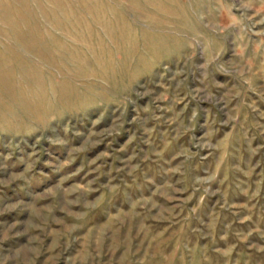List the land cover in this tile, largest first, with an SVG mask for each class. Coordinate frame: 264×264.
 <instances>
[{"label":"rangeland","instance_id":"rangeland-1","mask_svg":"<svg viewBox=\"0 0 264 264\" xmlns=\"http://www.w3.org/2000/svg\"><path fill=\"white\" fill-rule=\"evenodd\" d=\"M247 1L223 4L257 32ZM210 6L0 0V264H264V150L251 212L205 167L251 149L211 134L235 112L264 130L250 78L230 108L233 78L212 58L228 30Z\"/></svg>","mask_w":264,"mask_h":264},{"label":"crops","instance_id":"crops-1","mask_svg":"<svg viewBox=\"0 0 264 264\" xmlns=\"http://www.w3.org/2000/svg\"><path fill=\"white\" fill-rule=\"evenodd\" d=\"M224 1L207 0L209 4L219 5V7L214 11L211 5L206 11L205 17L212 23H216V27L228 30L227 36L229 39H227L226 44L219 41V50L212 58H220L225 61L228 67L227 70L231 75L229 76L233 78L231 84H225L223 89H231L232 94L229 99V105L231 110L235 111L245 107V101L241 105L240 93L242 91H238L239 83L234 84L235 80L238 81V77L250 78L251 93L264 95V17L257 20V32H244L241 28V20L234 13L232 5L227 4L225 9ZM247 3V6L251 8V17L254 18L256 14L257 16L260 14L264 15V1L263 5L260 3L256 4L255 0H248ZM218 11L225 15V20L222 19L225 26L212 20ZM225 45L231 50L230 52H224ZM249 88H246V90L248 91ZM261 105H263L262 102ZM233 115L234 117L226 123V128L223 130L216 129L211 134L214 135L215 133V139L220 138L225 142L251 141V149L232 147L228 153L226 151L222 152V150L214 151L207 158L205 167L214 166L215 172L219 174L220 188L225 195L226 202L236 208L245 205L247 212H251V201L256 200V196L251 195V189H259L255 187L253 180H258L256 174L263 171V167L259 163L261 161V152L264 150V130L263 132L258 131L255 125H251V122H248L246 126H240V113L235 112ZM206 126L210 129L209 125ZM262 188H264V184H262ZM230 193L231 196L228 197Z\"/></svg>","mask_w":264,"mask_h":264},{"label":"bare ground","instance_id":"bare-ground-1","mask_svg":"<svg viewBox=\"0 0 264 264\" xmlns=\"http://www.w3.org/2000/svg\"><path fill=\"white\" fill-rule=\"evenodd\" d=\"M84 1V0H83ZM89 3V2H88ZM90 3H92V2H90ZM80 4H81V2H80ZM93 4V3H92ZM82 5V4H81ZM85 6H86V4H85ZM87 7V6H86ZM85 7V8H86ZM84 8V7H83ZM86 9H88V8H86ZM73 17V16H72ZM107 21V20H106ZM108 22V21H107ZM0 34L1 35H3L5 38H8V39H11V34L8 32V31H0ZM6 49H5V51L7 52V53H10V54H12V52H13V50H12V48H11V46L9 45V44H6ZM1 52V51H0ZM57 54V53H56ZM17 56V55H16ZM23 73V72H22ZM5 78V77H4Z\"/></svg>","mask_w":264,"mask_h":264}]
</instances>
